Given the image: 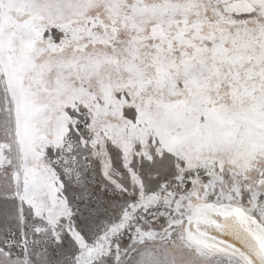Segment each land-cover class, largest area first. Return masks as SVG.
<instances>
[{
    "label": "snow or ice",
    "instance_id": "1",
    "mask_svg": "<svg viewBox=\"0 0 264 264\" xmlns=\"http://www.w3.org/2000/svg\"><path fill=\"white\" fill-rule=\"evenodd\" d=\"M0 264H264V0H0Z\"/></svg>",
    "mask_w": 264,
    "mask_h": 264
}]
</instances>
